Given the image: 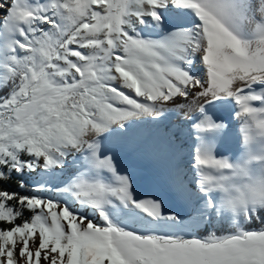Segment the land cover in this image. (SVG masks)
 Here are the masks:
<instances>
[{"label": "snow or ice", "instance_id": "6c2138e0", "mask_svg": "<svg viewBox=\"0 0 264 264\" xmlns=\"http://www.w3.org/2000/svg\"><path fill=\"white\" fill-rule=\"evenodd\" d=\"M171 113L166 201L119 150ZM0 264H264V0H0Z\"/></svg>", "mask_w": 264, "mask_h": 264}, {"label": "rangeland", "instance_id": "374dc122", "mask_svg": "<svg viewBox=\"0 0 264 264\" xmlns=\"http://www.w3.org/2000/svg\"><path fill=\"white\" fill-rule=\"evenodd\" d=\"M150 138L154 140L160 139L156 135L151 122L137 124L129 131L127 138L120 142L119 157L120 160L124 158L131 159L142 167L134 174L138 192L163 197L167 201L165 179L168 169L175 163L178 151H173L170 142H167L166 146L160 143L164 154H166L167 150H172V153L167 158L155 155L149 142ZM179 157H182L180 153ZM183 160L184 163H187V157H184ZM159 176L162 177L160 182H158Z\"/></svg>", "mask_w": 264, "mask_h": 264}, {"label": "bare ground", "instance_id": "6f19581e", "mask_svg": "<svg viewBox=\"0 0 264 264\" xmlns=\"http://www.w3.org/2000/svg\"><path fill=\"white\" fill-rule=\"evenodd\" d=\"M187 123L188 120L182 113H171L166 115V117L162 118L159 122H151L156 131V135L160 138L155 140L152 138L149 139L153 154L167 158L170 153H172V150H167L166 154H164L162 152V146L160 147V143L166 146L167 142H170L173 151L177 150L183 158L188 157L192 146V140L187 136V129L185 128L184 131L179 134L178 140L174 139L173 135L178 132L181 125H186ZM231 123V135L220 146L219 150L235 156L239 153L240 149L237 135L238 122L233 120Z\"/></svg>", "mask_w": 264, "mask_h": 264}, {"label": "trees", "instance_id": "16d2710c", "mask_svg": "<svg viewBox=\"0 0 264 264\" xmlns=\"http://www.w3.org/2000/svg\"><path fill=\"white\" fill-rule=\"evenodd\" d=\"M121 163L123 165V167L127 168L129 171H131L133 174H135L136 172L139 171V169H141L142 167L139 166V164L135 163L133 160L128 159V158H124L121 160ZM141 171V170H140ZM162 179V177H158V182H160ZM29 183H32L31 180H29ZM5 187H7L10 190H18L21 192V194H27L31 192V188H27V189H19L18 188V182L16 179L10 180L7 182V184L5 185ZM30 215V213H26L25 217H22L21 220H18L17 223L22 222V220L24 218H27Z\"/></svg>", "mask_w": 264, "mask_h": 264}]
</instances>
